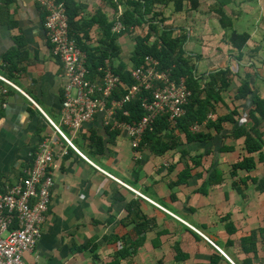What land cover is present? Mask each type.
I'll list each match as a JSON object with an SVG mask.
<instances>
[{
  "label": "crops",
  "instance_id": "1",
  "mask_svg": "<svg viewBox=\"0 0 264 264\" xmlns=\"http://www.w3.org/2000/svg\"><path fill=\"white\" fill-rule=\"evenodd\" d=\"M76 1L82 6L75 19L78 25H84L78 33L90 46L98 45L103 38L104 18L114 33L117 22H122L121 13L131 7L128 0L120 4L117 0ZM216 2L200 0L193 10L184 0L182 11H175L172 1L158 4L167 24L187 30L184 45L194 55L192 62L196 73L204 76L203 84L211 72L230 67L229 84L217 85L209 98L213 106L206 120L195 124L197 130L195 125L191 127L193 132L203 131L209 136L188 140L178 129V122L170 124L159 135L164 143L161 147H171L154 152L148 143L133 148L127 136L107 129L99 116L77 133L64 124L61 128L97 166L200 229L229 258L185 222L88 162L54 129L46 115L60 123L63 69L52 54L44 26L46 12L38 0H0V73L18 86L0 79V91L4 90L0 102V190L6 189V182L14 185L22 180L41 140L52 136L57 141L52 200L43 236L34 252L26 255L28 260L36 259L41 264L109 263L136 238L137 209L156 224L145 233L138 250L130 251L120 264H156L159 260L163 264H264V190L250 179L243 183L240 176L245 172L231 175L232 163L247 153L245 138L235 136L238 124L219 121L234 109L241 116L238 123L246 120L251 99L235 98L246 74L252 76L254 92L264 98V0H229L223 8L232 18L227 28L212 9ZM141 27L116 38L121 54L115 65L122 61L127 69L132 67L134 36L148 29L146 24ZM232 30L249 34L241 60L236 58L241 52L230 39ZM205 96L206 91L201 94ZM93 134L101 137V143L92 141ZM186 166L188 178L169 186ZM214 168L213 182L204 183ZM250 174L264 176V162L258 160ZM228 222L235 232L228 231ZM248 239L254 240V251L244 249V245L249 247Z\"/></svg>",
  "mask_w": 264,
  "mask_h": 264
},
{
  "label": "built area",
  "instance_id": "2",
  "mask_svg": "<svg viewBox=\"0 0 264 264\" xmlns=\"http://www.w3.org/2000/svg\"><path fill=\"white\" fill-rule=\"evenodd\" d=\"M38 1L46 12L44 26L52 43V54L61 61L63 69L60 123H56L47 115L46 118L63 139L88 162L97 166L76 148L62 130L61 124L67 125L73 133H77L85 124L99 116L107 129L127 136L131 146L138 148L143 140L144 132L151 127L157 117L167 116L169 123L174 126L186 114L191 90L185 77L179 80L173 78L171 69H161L158 60L153 56L148 55L146 62L129 68L133 80L131 83L125 82L114 71L109 58H106L99 67L97 76L90 78L87 53L70 36L69 16L65 2L63 0ZM123 28L122 22H117L113 30L120 32ZM0 79L18 88L1 73ZM120 87L125 92L118 98L114 94ZM3 93L4 90L1 89L0 102H2ZM139 95H142L141 106L144 114L140 119L127 120L125 117L129 115V110L124 106ZM197 129L198 126L195 125L194 130ZM56 142L52 136L41 140L31 165L25 168L22 180L14 185L6 182V189L0 190V264H41L36 259L28 260L26 255L34 252L43 236V223L51 204L52 188L55 184ZM97 167L122 185L185 222L228 257L200 229L122 179Z\"/></svg>",
  "mask_w": 264,
  "mask_h": 264
},
{
  "label": "trees",
  "instance_id": "3",
  "mask_svg": "<svg viewBox=\"0 0 264 264\" xmlns=\"http://www.w3.org/2000/svg\"><path fill=\"white\" fill-rule=\"evenodd\" d=\"M3 1L9 3L12 0ZM63 1L66 4L69 16L70 36L74 38L78 45L87 53V66L90 71V78L97 76L99 73V67L104 63L106 58H109L112 59L114 71H116L125 82L131 83L133 80L126 65L122 61H120L118 65L114 64L115 59L120 58L121 54V47L117 44L116 38L123 32H129L131 29L136 30L141 26L144 27L146 24L148 26L147 31L134 36L135 44L131 54L133 66H139L146 62V56L150 55L158 60L161 69H171L173 78L179 80L181 77H185L186 83L191 90V95L189 102L186 105V114L178 120L177 127L185 132L188 140L200 139L207 136L208 133L203 131L193 132L191 127L206 120L207 114L213 106V104L210 103L209 98L213 95L212 92H214L217 85L220 84V86L226 87L229 84L228 76L229 73H231V70L228 66L213 71L205 81V84H203L204 76L196 73L195 64L192 62L194 55L189 52L184 45L187 40V35L185 34L188 33L187 30L183 27L177 28L167 24L163 10L158 7V4L167 5L172 1L174 2V10L182 11L184 8V0H128L131 7L125 9L120 15L124 28L120 32L113 33L111 31L112 25L107 23L104 18L102 21L104 22L103 38L100 40L101 44L99 42L96 46H90L87 44L78 33L79 30L84 29V25H78L79 23L75 19V16L79 14L82 5L78 4L76 0ZM117 1L120 4L122 0ZM188 1L190 9L196 10L200 5V0ZM228 2L229 0H217L216 4L212 6V9L219 15L220 23L225 28L231 27L232 25V18H230L223 9L224 5ZM113 4L116 7L118 6L115 2ZM175 32L178 34L174 35ZM84 35L88 37L87 33H84ZM230 39L234 48L241 52L243 46L249 39V34L247 32L239 33L236 30H232ZM10 53H13V51L9 52L8 55H10ZM242 56L243 53L241 52L236 55V58L241 60ZM251 77L250 74H246V78L241 80V84L235 94L236 99H251V106L248 108L246 120L238 123L241 120V116L239 117L240 113L234 109V111L228 115L219 117V121L230 120L238 124L234 130L235 136H244L245 138L244 148L247 153L241 159L232 163L230 171L231 175L238 176L245 172L244 176H240V180H242L243 183H246L247 179H250L257 183V187L260 190H264V176L256 177L250 174L251 171L257 167L258 160L264 162V128H262L264 126V98L258 93H255L252 89L250 82ZM205 91L207 96L202 98L201 94L205 93ZM124 92V89L120 87L115 90L114 95L119 98ZM141 96L142 95H139L124 106V108L129 110V115L125 117L127 120L140 119L144 114V110L141 106ZM235 114L236 117H234ZM213 123L214 122H212V124ZM207 124L208 126H211L209 123ZM214 124L216 128L220 129L218 123ZM169 126L170 123L167 116L157 117L151 127L147 128L144 132L140 148L146 143L151 145L154 152H163L166 148H170L171 146L169 144H165V149L161 147L164 143H162V137L159 135V132L168 129ZM114 133H118V131H114ZM91 139L94 142L101 143V137H98L97 135L93 134ZM255 154H258L257 158ZM195 161L197 162V160ZM216 172L217 170L215 168L214 170H211L208 180L204 183L213 182L212 180L214 179ZM188 176L189 167L186 166L180 172L178 179L170 182L169 186L184 182ZM202 190L203 192L206 191L205 185L202 186ZM133 204L135 206L137 205L136 203ZM134 213L136 224L135 231L137 234L136 238L129 241V244L120 249L114 255L113 260L106 264H120L121 259L130 251L138 250L145 240V233L156 224L154 219H148L142 212L137 213V209L134 210ZM226 227L230 233L235 232V228L229 222L226 224ZM262 230L264 232V229ZM253 242V239H248L249 247L244 245V249L246 251H254L256 247ZM93 246L96 247V244ZM84 247L81 246L80 248ZM96 255L97 254H95V257ZM179 258L181 257H177V259ZM156 264H163V262L159 260Z\"/></svg>",
  "mask_w": 264,
  "mask_h": 264
}]
</instances>
